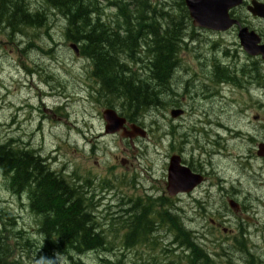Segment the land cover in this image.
<instances>
[{
    "label": "rangeland",
    "instance_id": "374dc122",
    "mask_svg": "<svg viewBox=\"0 0 264 264\" xmlns=\"http://www.w3.org/2000/svg\"><path fill=\"white\" fill-rule=\"evenodd\" d=\"M36 1L28 0L29 3ZM99 2L106 3L105 0ZM103 6L105 13L110 14L113 10L111 6ZM235 12L242 18L243 25L255 30L264 39V19L251 16L244 6L236 8ZM50 21L42 29H26L22 35L14 33L11 37L5 34L0 21V142L10 137L18 138L46 157L54 170H65L67 176H78L76 181H86L87 190H96L92 200L95 210L91 213L95 214L93 219L98 225L103 224L100 229L109 227L112 217H125L121 212L123 206H120L123 201L131 204L132 199L140 202V197L146 194L157 197L165 192L169 156L180 146L187 150L184 158L189 159L188 150H192V145L188 141L203 146L210 153L219 149L213 140L231 141L228 145L222 142L226 148L225 156H212L215 166L223 168L225 175L231 174V170L225 169L232 167L228 156L237 149V145L244 146L239 142L234 145L237 138L234 130L259 126L260 123L252 119L255 114L264 121L263 73L259 83L242 81L246 87H237L216 82L210 77L211 64H204L206 60L211 63L212 58L237 64V68L250 64L253 57L241 49L236 28L223 33L200 29L192 33L193 43L189 42V38L185 40L188 49L180 54V66L176 67V79L172 81L173 93L162 98L165 101L172 99L176 105L183 106L181 108L186 113L177 125L169 115L172 107L165 102L161 107L148 110L142 114L141 123H128L136 124L145 131V137L130 145L128 140L132 138L121 137V131L112 134L104 132L105 123L101 114L107 107L103 99L97 97L95 82L89 79V62L72 50L70 45L74 43L64 37L63 23L57 17ZM238 78L241 79V76ZM219 125L225 129H218ZM199 129L204 130L199 132ZM217 132L220 134L218 137L215 135ZM173 141L174 147L171 145ZM193 152L197 155V151ZM101 186L109 187L100 189ZM263 192L264 189L252 193L248 201L250 212L259 226L264 224V196H260ZM213 198L205 199L207 204L203 206L227 205L226 197ZM165 201L166 207H169L171 200ZM176 203L186 218H192V213L198 215L197 206L201 205L192 203L190 197H183L179 202L173 199V204ZM212 216L216 217L215 214ZM128 218L132 219L127 215L126 220ZM33 219L27 200L13 194L0 174V220L4 222L3 227L0 223V231L4 236L11 237L8 241L11 245L8 261L15 257L27 262L34 252L27 250L25 245L16 247L13 244L15 240L22 238L19 242L24 244L23 238H28L31 247L39 245L40 241L32 239ZM194 220V225L188 228H195L196 223H200L197 218ZM3 228L7 230L3 231ZM122 235L120 232L112 236V253L102 255L92 252L83 259L84 264H109L106 263L109 259L115 264H130L128 256L148 254L146 246L122 247ZM195 241L203 250L202 245ZM177 251L176 257L181 254V250ZM247 261L256 264L248 258L241 264H247ZM161 262L165 263V260ZM58 263L65 264L62 257ZM215 263L227 264L219 260Z\"/></svg>",
    "mask_w": 264,
    "mask_h": 264
},
{
    "label": "trees",
    "instance_id": "16d2710c",
    "mask_svg": "<svg viewBox=\"0 0 264 264\" xmlns=\"http://www.w3.org/2000/svg\"><path fill=\"white\" fill-rule=\"evenodd\" d=\"M105 1L101 4L99 0H38L36 3L0 0V21L5 34L11 37L14 33L22 35L26 29H42L57 17L63 23L64 37L76 44L78 55L89 62V79L95 82L97 97L103 99L104 106L118 110L128 122L141 123L142 114L148 110L161 107L164 102L175 103L172 99L165 101L162 96L173 93L172 81L176 66H180V54L188 49L185 40L192 39L195 29L184 0ZM103 5L113 8L110 14L105 13ZM212 59L204 64H211L210 77L218 83L243 87L242 81L251 82L255 70L257 78L253 77V82L261 81L259 59L252 58L249 65L238 68L237 64ZM0 174L13 194L27 200L36 229L32 239L40 241L31 247L28 238H23L24 244L19 242L22 238L15 240L16 247L25 245L34 252L27 262L15 257L8 261L11 237L0 231V264H59L60 257L64 262L69 255L110 254L114 248L112 236L120 232L122 247H139L144 245L139 236L146 233V227L140 229L141 222L153 216V207L167 206L163 198L148 195L140 197V202L123 201L120 206L125 217H112L110 230L107 226L102 230L99 227L103 224L90 220L95 210L92 200L96 190H87L86 181H76L78 176L74 178L73 174L65 175V170H54L38 150L15 137L0 142ZM160 214L164 215V211ZM127 215L132 219L126 220ZM0 223L3 227L4 222L0 220ZM182 225L180 222L181 227H177L174 223L173 230L177 247L184 250L185 256L181 252L176 257L171 251L163 250L165 259L175 258L172 264H208L201 258L203 252L198 243L189 239V231ZM194 247L198 250L196 260H190L188 252H194ZM154 251L149 249L150 254H155ZM106 263L115 264L110 259Z\"/></svg>",
    "mask_w": 264,
    "mask_h": 264
},
{
    "label": "flooded vegetation",
    "instance_id": "af4514ba",
    "mask_svg": "<svg viewBox=\"0 0 264 264\" xmlns=\"http://www.w3.org/2000/svg\"><path fill=\"white\" fill-rule=\"evenodd\" d=\"M235 9L232 10L231 15L239 24H242L243 20L236 15ZM192 27L195 29L193 32L194 34L196 30L202 29L193 25ZM233 28H236V26H233ZM201 31H204V29ZM207 31L212 33L215 32L210 30ZM261 39V42H264L263 37H261ZM191 41L193 40L190 39L189 42ZM253 58L258 59L259 57ZM260 65L262 68L261 72L264 74V63L261 61ZM255 75L256 70L253 75L251 74L252 80ZM248 81H246V83H249ZM243 87H246V85ZM170 107L179 108L183 106L176 105L175 103ZM172 108H170V110ZM185 113L186 110H183L182 114L172 118L171 121L176 122L178 125ZM252 119L256 120L260 125L245 126L244 128H240V130H234V135L237 137L236 141L238 140L237 142H233L235 143L234 145L239 142L244 146L241 147V145H237V149L230 152L228 156L231 160L232 167L228 166L225 167V169L232 171L230 175H225L224 170H222L223 168H218L212 163V156L217 154L225 156L226 148L222 146V142H224V145H228L231 141L225 142L221 140L216 142V140H213L214 145L216 144V146H219V149L211 153L206 151L203 146H199L198 144L194 145V143L188 141V143L192 145V150H188L190 153L189 159L184 158V154H187V150L177 146L175 153L170 156H178L180 165L188 168L192 174L199 176L197 179L200 181L193 185L189 191L178 192L171 196L166 191L165 178V192L157 197H152L164 198L167 201L171 200V204L169 207H153L151 209L153 216L148 218L149 220L145 218V221L143 220V222H141L140 229L142 230L146 227V233L139 236V240L144 243V245L139 246H146L148 254L128 256L130 264H134L137 261L139 264L174 263L175 258H173L172 255L171 259L168 256L165 259V255H162L163 250L168 252L171 251L176 254V251L179 249L185 256L184 250L177 247L178 245L173 242L176 236V232L173 230V227H175L174 223L177 224V227H181L180 222L183 224L182 227L189 231V239L192 242L197 240L202 245L203 254L201 258L206 259L208 264H216V260L227 264H241L246 258L250 261H256V264H264V224L262 225L263 227L259 226L256 218L250 212V203L248 202L252 193L258 190L260 192V190L264 189V157L258 154V146L264 144V121L260 120L258 114H255ZM217 128L223 129L224 126L219 125ZM201 130L203 131L204 129H199V132ZM242 130L245 131L243 132ZM215 135L218 137L220 134L217 132ZM138 138L140 137L136 136L130 141L127 140L130 145H133L134 141H137ZM174 142L175 141L171 143L172 147H174ZM193 151H197V155H195ZM227 153H229V151H227ZM167 166L168 162L166 165V174ZM243 182L246 184H243ZM213 196L216 198L226 197L227 205L223 206L222 204L221 207H212L208 204V207L203 206V204H207L205 203V199H211ZM260 196H264V192L260 193ZM183 197H190L192 203L195 204L196 202V205L201 204L197 206L198 211L196 213L198 215L192 213V218H186L182 208L179 207L177 203V205L173 204V199L179 202ZM196 205L192 207V210L196 208ZM162 211H164V215L160 214ZM212 214H215L216 217L214 218ZM94 216L95 214L92 213L90 220H92L94 224H97V221L93 219ZM194 218H197L200 223H196L197 225L195 228H188L189 225H194L192 224V222L195 221ZM35 230V228H32L33 237ZM161 244H164V246H161ZM151 248L155 249V254L149 253V249ZM197 251L196 248L194 252L189 250L188 254L190 260H196L195 256L197 255ZM88 256L89 255H87V257ZM87 257L83 255H69L64 263L84 264L83 259ZM163 259L165 263L161 262Z\"/></svg>",
    "mask_w": 264,
    "mask_h": 264
},
{
    "label": "water",
    "instance_id": "95a60500",
    "mask_svg": "<svg viewBox=\"0 0 264 264\" xmlns=\"http://www.w3.org/2000/svg\"><path fill=\"white\" fill-rule=\"evenodd\" d=\"M184 4L188 10L191 23L195 27L224 32L235 25L242 50L248 56L260 57L264 63V42H261L258 33L247 26H241L231 15L233 9L243 4V0H184ZM246 10L254 17L264 18L263 2L251 0L246 6ZM70 47L77 53L75 44H71ZM182 113L181 109L172 108L169 115L171 118H175ZM101 116L105 123L103 129L106 134L121 131V137H145V131L140 126L133 123L127 124L126 118L118 114L113 108H105ZM258 154L264 157V144L258 146ZM179 161V157L175 155L170 156L168 160L166 191L171 196L178 192L189 191L193 185L200 181L197 179L199 176L181 166Z\"/></svg>",
    "mask_w": 264,
    "mask_h": 264
},
{
    "label": "bare ground",
    "instance_id": "6f19581e",
    "mask_svg": "<svg viewBox=\"0 0 264 264\" xmlns=\"http://www.w3.org/2000/svg\"><path fill=\"white\" fill-rule=\"evenodd\" d=\"M177 67V66H176ZM216 80V79H215ZM220 80V79H219ZM175 104V103H174ZM168 106H172V105H168ZM179 109H181L182 110V112H183V110H184V108H181V107H179ZM46 158V157H45ZM186 231V230H185ZM174 243H177V242H175V238H174V241H173ZM199 245V244H198ZM200 247V246H199ZM201 249V248H200ZM202 250V249H201ZM174 256H175V254L174 253H172ZM247 264H251L250 262H246Z\"/></svg>",
    "mask_w": 264,
    "mask_h": 264
}]
</instances>
